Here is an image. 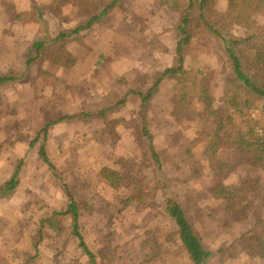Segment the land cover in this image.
<instances>
[{
    "label": "rangeland",
    "instance_id": "1",
    "mask_svg": "<svg viewBox=\"0 0 264 264\" xmlns=\"http://www.w3.org/2000/svg\"><path fill=\"white\" fill-rule=\"evenodd\" d=\"M228 6L229 0H216L209 18L227 38L244 39L235 49L246 71L264 81V29L234 24ZM184 15L165 0H121L66 42L74 65L44 57L27 66L35 41L74 29L86 12L78 0H0V74L22 75L0 84V187L24 160L20 185L0 198V264H192L165 211L171 196L215 251L207 264H264V256L244 248L256 246L252 236L264 232V171L252 165L250 152L228 142L225 129L217 132L228 114L227 93L240 87L224 40L203 25L193 28L185 67L198 90L187 88L181 102L171 79L147 104L139 95L178 64L176 25ZM254 21L264 24V0ZM208 94L218 117L208 116ZM249 116L264 135L261 104ZM42 145L53 166L40 158ZM104 167L119 172L118 188ZM221 185L241 189L238 214L215 192ZM66 187L80 208V231L95 262L71 234L70 217L62 220V233L44 223L67 208Z\"/></svg>",
    "mask_w": 264,
    "mask_h": 264
},
{
    "label": "trees",
    "instance_id": "2",
    "mask_svg": "<svg viewBox=\"0 0 264 264\" xmlns=\"http://www.w3.org/2000/svg\"><path fill=\"white\" fill-rule=\"evenodd\" d=\"M215 1L216 0H165L166 4L172 9L185 13L176 25L179 31L176 45L178 64L167 67L160 72L155 77L151 87L146 91H139V95L142 98L143 105L147 104L158 92L161 82L165 79H171L175 82L174 89L176 90V95L180 102L188 96L189 91H186L187 88L191 91L194 89L198 90L196 84L193 83L195 81L193 80L192 82L191 77L187 75L189 72L185 67L184 49L192 40L193 28L195 26H205L211 33L216 34L224 40L225 51L231 61L233 70L240 84L238 90L227 93L226 104L228 107V114L225 119L220 120L217 132L225 129V138L228 142L239 150L250 152L252 165L260 167L264 171V135L257 131L256 127L253 125L254 121L249 116L250 111L257 108L259 104H261L264 109V81L254 78L246 71L242 57L235 49V46L242 43L244 39H236L234 37L227 38L222 30L209 18V13L215 4ZM120 2L121 0H78L79 6L86 12L88 17L87 20L77 25L74 29L60 31L57 36L48 40L35 41L31 48L33 55L27 58L26 65L30 66L35 61L44 57L58 64L67 66L74 65L77 58L66 48V42L74 39V36H78L82 31L89 30L95 23L107 17ZM260 2L261 0H229L228 19L234 24L243 26L253 32L262 28L264 29V24L259 25L254 21V12L257 10ZM253 37L254 36H252V38ZM248 38L251 37L249 36ZM21 76L22 75L13 73L0 74V84L17 81ZM207 102L209 107L208 116L218 117L219 114L211 106V96L209 94ZM103 113L104 111L100 112L102 115ZM74 117L75 115L64 116L53 122L63 119H72ZM229 124L233 126L230 131H228L230 128ZM49 126L50 123H48L41 131L45 133V137ZM143 131L145 136L149 139L150 149H152V159L155 166L156 168L161 169V158L159 153L153 149V135L149 131L146 122H144ZM218 136L222 137L221 135ZM35 140H33V144ZM210 148L213 151H216L214 145H211ZM39 156L44 163L51 166L54 165L48 156L45 145L41 146ZM23 163L24 160H21L16 166L11 178L0 187V198L10 192H14L20 185V174ZM102 172L115 188L119 187L121 178L116 169L104 167ZM66 190L70 199L67 208L58 211L52 217L45 219L44 223L54 231L62 233L65 231V225H63L62 220L66 217H70L72 219V224L70 226L71 234L79 240V246L83 252L89 256L92 262H95L96 255L94 251L91 250L84 235L80 231V208L73 194L67 187ZM214 190L218 196H222L227 201V209L231 213L238 214L239 201H236V199H239L238 196L242 193L241 189H230L221 185L214 188ZM241 196H243V193ZM165 211L177 225L182 244L187 251L192 264H207V262L215 255V251L204 245L181 202L173 196L168 197L165 203ZM252 239L253 242L254 240L257 241L256 246L253 244H247L244 248H247L253 254L264 256V232L259 233L255 237L252 236Z\"/></svg>",
    "mask_w": 264,
    "mask_h": 264
}]
</instances>
